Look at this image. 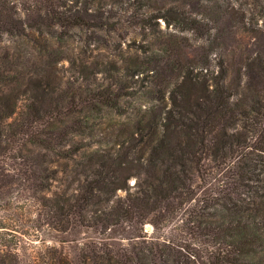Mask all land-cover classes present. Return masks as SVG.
Listing matches in <instances>:
<instances>
[{"label":"trees","instance_id":"obj_1","mask_svg":"<svg viewBox=\"0 0 264 264\" xmlns=\"http://www.w3.org/2000/svg\"><path fill=\"white\" fill-rule=\"evenodd\" d=\"M159 18L195 31L202 58ZM125 20L165 39L95 44ZM220 32L181 0H0V41L30 42L0 50V209L54 241L38 264H264V53L230 78L232 59L208 58ZM4 228L0 264H25Z\"/></svg>","mask_w":264,"mask_h":264},{"label":"rangeland","instance_id":"obj_2","mask_svg":"<svg viewBox=\"0 0 264 264\" xmlns=\"http://www.w3.org/2000/svg\"><path fill=\"white\" fill-rule=\"evenodd\" d=\"M100 2H112L117 0H97ZM145 1V0H144ZM187 9L202 14V10L209 12L211 15L218 18L220 27V36L213 39V49L209 53L211 66H214L216 55L221 52L227 61L232 59L233 64L229 77L235 76V68L237 67L240 54L244 53H264V3L262 0H181ZM247 2V3H246ZM242 3V5H241ZM245 10L247 17L243 20L239 17V11ZM238 11V12H237ZM158 27L164 32H174L177 41L183 43V39L187 38L189 45L186 47L187 52L196 58H202V39L197 37V33L192 30L183 31L179 30L178 26L173 24L166 25L164 20L159 18ZM133 30V25L130 21L125 20L123 28L120 31L99 32L100 36L95 37V44H103L104 38L116 43L120 42L123 49L127 44L139 45L146 41L159 42L165 38L158 30L150 29L147 35L136 33ZM90 30L75 29L74 35L63 46L67 53L75 54L79 50L81 39L89 35ZM212 40V39H211ZM30 42L24 38L17 41L3 40L0 41V50L3 48H12L17 46L20 50L24 51L29 49ZM105 52V50H102ZM56 73L64 75L65 81L71 80L68 70V60L66 58L59 60L56 63ZM68 85V84H67ZM106 115V114H104ZM118 117L113 114L106 115L103 119L113 121ZM96 118L95 120H99ZM121 121L128 122L127 118L121 117ZM132 183L133 180L131 179ZM64 183V180L54 182L52 190H57ZM16 209L3 210L0 209V219H3L7 228L8 234H5L7 239L10 240L11 246L16 247L18 254L25 264H38L35 261V254L44 243H52L54 241L49 239V236L43 233L39 237L31 235V228L29 215L19 214ZM151 231L150 225H147ZM91 234V233H89ZM38 238V239H36ZM58 244V243H57ZM62 248L71 253L75 247L74 242H64L60 244Z\"/></svg>","mask_w":264,"mask_h":264}]
</instances>
